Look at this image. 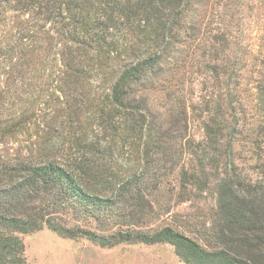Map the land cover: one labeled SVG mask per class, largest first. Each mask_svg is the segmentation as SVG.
I'll use <instances>...</instances> for the list:
<instances>
[{
    "label": "trees",
    "instance_id": "1",
    "mask_svg": "<svg viewBox=\"0 0 264 264\" xmlns=\"http://www.w3.org/2000/svg\"><path fill=\"white\" fill-rule=\"evenodd\" d=\"M190 5L0 0V141L33 139L0 160V264H27L20 236L44 228L168 244L185 264H264V55L232 50L239 11L210 30ZM193 111L198 141L180 130ZM165 177L178 197L213 187L200 230L150 227Z\"/></svg>",
    "mask_w": 264,
    "mask_h": 264
},
{
    "label": "rangeland",
    "instance_id": "2",
    "mask_svg": "<svg viewBox=\"0 0 264 264\" xmlns=\"http://www.w3.org/2000/svg\"><path fill=\"white\" fill-rule=\"evenodd\" d=\"M238 3L242 6L240 10ZM238 11L233 31L238 28L246 32L245 44L232 47V50L243 54L264 55V46H254L257 44L254 39L256 32V36L261 38L260 42L264 41V0H191L188 19L203 17L208 23L207 27L214 30L223 13L233 14ZM186 90L191 95V102L195 104L198 96L204 95L196 81L189 84ZM252 114L254 110L249 112V115ZM180 130L186 138L195 141L202 138L201 125L195 111L188 114L186 128L181 125ZM32 140L21 135L15 139L0 141V160L27 157V149L31 148ZM168 182L174 183L170 177L163 178L159 191L150 197L155 210L149 219L150 227L168 224L186 232L200 230L203 222H208V214L214 207L213 187L202 194L178 197L176 190L173 194L169 192L171 187L167 185ZM185 221H189L188 228L184 227ZM20 237L25 246L27 264H185L168 244L121 243L112 247H100L84 238L60 237L46 228Z\"/></svg>",
    "mask_w": 264,
    "mask_h": 264
}]
</instances>
